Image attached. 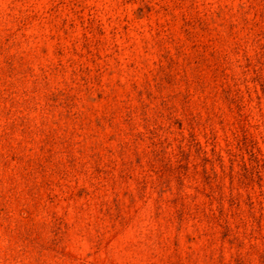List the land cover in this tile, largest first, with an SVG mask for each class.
<instances>
[{
	"label": "rangeland",
	"instance_id": "1",
	"mask_svg": "<svg viewBox=\"0 0 264 264\" xmlns=\"http://www.w3.org/2000/svg\"><path fill=\"white\" fill-rule=\"evenodd\" d=\"M0 264H264V0H0Z\"/></svg>",
	"mask_w": 264,
	"mask_h": 264
}]
</instances>
